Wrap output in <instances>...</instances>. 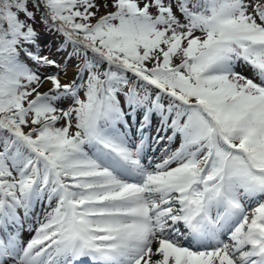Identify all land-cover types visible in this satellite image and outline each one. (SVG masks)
Returning a JSON list of instances; mask_svg holds the SVG:
<instances>
[{"label":"snow or ice","instance_id":"1","mask_svg":"<svg viewBox=\"0 0 264 264\" xmlns=\"http://www.w3.org/2000/svg\"><path fill=\"white\" fill-rule=\"evenodd\" d=\"M100 7L0 0V264H264V0Z\"/></svg>","mask_w":264,"mask_h":264},{"label":"rangeland","instance_id":"2","mask_svg":"<svg viewBox=\"0 0 264 264\" xmlns=\"http://www.w3.org/2000/svg\"><path fill=\"white\" fill-rule=\"evenodd\" d=\"M105 0H97V3L101 4L100 11L97 13V16L103 15L106 11H112L113 9L111 7L104 8L103 3ZM37 31L39 33V38L44 41L42 44V52L41 55H49L50 58H55L57 60H60L64 57V53H57V48L59 47L62 39L61 35L59 33L48 31L45 26L38 25ZM199 34V33H198ZM61 37H60V36ZM241 71H244L245 74H248L247 69H238ZM48 71H53L52 69H48ZM74 71V61H70L67 67V77L62 79V82H67L69 79L72 78ZM175 147V145H173ZM39 210V209H37Z\"/></svg>","mask_w":264,"mask_h":264},{"label":"trees","instance_id":"3","mask_svg":"<svg viewBox=\"0 0 264 264\" xmlns=\"http://www.w3.org/2000/svg\"><path fill=\"white\" fill-rule=\"evenodd\" d=\"M37 20H39V17H37ZM38 25H42V24H40V23H37L36 25H35V27H37ZM44 26V25H43ZM36 30H37V28H36ZM60 36V35H59ZM61 37V36H60ZM61 38H63V37H61Z\"/></svg>","mask_w":264,"mask_h":264},{"label":"bare ground","instance_id":"4","mask_svg":"<svg viewBox=\"0 0 264 264\" xmlns=\"http://www.w3.org/2000/svg\"><path fill=\"white\" fill-rule=\"evenodd\" d=\"M160 153L159 152H157V155H159Z\"/></svg>","mask_w":264,"mask_h":264}]
</instances>
